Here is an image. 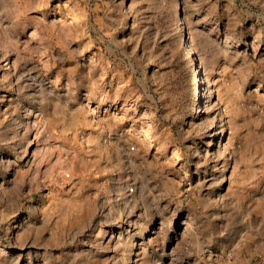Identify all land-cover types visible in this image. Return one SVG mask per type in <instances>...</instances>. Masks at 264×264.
I'll list each match as a JSON object with an SVG mask.
<instances>
[{"label": "rangeland", "instance_id": "obj_1", "mask_svg": "<svg viewBox=\"0 0 264 264\" xmlns=\"http://www.w3.org/2000/svg\"><path fill=\"white\" fill-rule=\"evenodd\" d=\"M0 264H264V0H0Z\"/></svg>", "mask_w": 264, "mask_h": 264}]
</instances>
